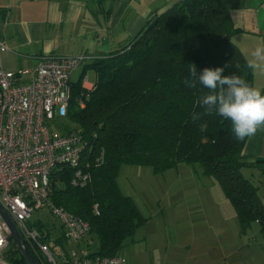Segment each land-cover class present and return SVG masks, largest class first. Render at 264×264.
<instances>
[{
	"label": "trees",
	"instance_id": "trees-1",
	"mask_svg": "<svg viewBox=\"0 0 264 264\" xmlns=\"http://www.w3.org/2000/svg\"><path fill=\"white\" fill-rule=\"evenodd\" d=\"M235 32L222 0H179L151 15L116 50L86 63L72 82L66 119L73 127L64 133L80 131L91 142L81 166L88 179L73 185L74 170L58 168L51 176L50 201L87 222L93 244L96 241L95 255L120 253L125 240L145 221L119 187L122 165L145 166L154 173L190 166L216 182L243 229L251 222L264 225L258 186L242 172L254 168L242 155L247 138L235 139L231 122L215 111L205 114L198 97L207 89L183 83L190 78V64H195L198 75L206 67L227 65L224 75L236 74L253 86V70L231 40ZM88 69L96 75L91 89L81 86ZM193 113L201 114L195 122ZM35 213L29 223L43 233L50 249L64 246L58 222L54 218L48 222L43 217H51L47 211ZM8 243L12 247L6 251L8 262L27 264L14 241Z\"/></svg>",
	"mask_w": 264,
	"mask_h": 264
},
{
	"label": "built area",
	"instance_id": "built-area-1",
	"mask_svg": "<svg viewBox=\"0 0 264 264\" xmlns=\"http://www.w3.org/2000/svg\"><path fill=\"white\" fill-rule=\"evenodd\" d=\"M7 50L0 40V54ZM84 55H49L31 71V79L18 82V73L0 61V205L13 220L22 240L45 264H125L121 253L95 255L86 221L50 201L51 176L62 166L74 170L71 183L83 185L88 175L82 165L91 142L80 131L63 134L48 124L66 118L71 100L72 72ZM83 76L81 84H86ZM94 84L90 85V89ZM78 106L83 107L79 101ZM47 211L58 222L64 246L52 251L44 235L30 225L33 213ZM96 213V205L93 206ZM11 239L0 216V254ZM68 244H71L68 246ZM0 264H7L0 258Z\"/></svg>",
	"mask_w": 264,
	"mask_h": 264
},
{
	"label": "rangeland",
	"instance_id": "rangeland-1",
	"mask_svg": "<svg viewBox=\"0 0 264 264\" xmlns=\"http://www.w3.org/2000/svg\"><path fill=\"white\" fill-rule=\"evenodd\" d=\"M163 1L136 0L130 15ZM82 68L72 72V81L79 79ZM84 75L88 82L94 81L91 69ZM48 127L63 134L73 125L60 118ZM242 172L249 176L247 169ZM118 184L145 218L120 251L125 264H264V225L251 222L243 229L216 182L190 166L181 164L154 173L149 167L122 165ZM43 215L48 222L53 220ZM11 248L8 243L0 254L7 264L5 255Z\"/></svg>",
	"mask_w": 264,
	"mask_h": 264
},
{
	"label": "crops",
	"instance_id": "crops-1",
	"mask_svg": "<svg viewBox=\"0 0 264 264\" xmlns=\"http://www.w3.org/2000/svg\"><path fill=\"white\" fill-rule=\"evenodd\" d=\"M134 1L0 0V40L7 46L0 54L2 68L18 73L21 83L31 79V71L45 56L84 55V67L93 58L116 50L133 38L151 15L179 0H164L130 15ZM222 1L236 28L231 40L247 60L258 44H264V0ZM95 80L94 73V81L81 86L90 89ZM253 86L264 90V75L253 72ZM242 155L254 164L248 175L258 186L264 206V130L247 138Z\"/></svg>",
	"mask_w": 264,
	"mask_h": 264
},
{
	"label": "clouds",
	"instance_id": "clouds-1",
	"mask_svg": "<svg viewBox=\"0 0 264 264\" xmlns=\"http://www.w3.org/2000/svg\"><path fill=\"white\" fill-rule=\"evenodd\" d=\"M225 67L227 65L206 67L198 75L195 64H190V78H185L183 83L191 89H196L198 84L207 89L198 97V103L204 107L205 114L211 115L215 111L218 116L231 122L234 138L244 140L264 130V90L252 86L236 74L224 75ZM247 67L254 73L264 75V44H258L250 52ZM200 115L193 113V122Z\"/></svg>",
	"mask_w": 264,
	"mask_h": 264
},
{
	"label": "water",
	"instance_id": "water-1",
	"mask_svg": "<svg viewBox=\"0 0 264 264\" xmlns=\"http://www.w3.org/2000/svg\"><path fill=\"white\" fill-rule=\"evenodd\" d=\"M0 216H1L2 220L4 221V223L6 224L8 230L10 232L11 239L16 244V246H17L20 254L22 255L23 259L25 260V262L27 264H39L35 260V258L32 257L28 253V250L26 248V245H25L24 241L22 240L19 232L17 231L13 220L11 219V217L9 216V214L2 208L1 205H0Z\"/></svg>",
	"mask_w": 264,
	"mask_h": 264
}]
</instances>
